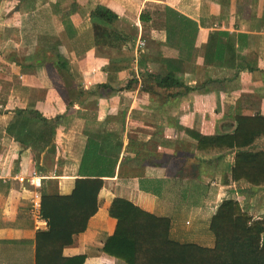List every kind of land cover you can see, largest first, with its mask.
Here are the masks:
<instances>
[{
    "label": "crops",
    "instance_id": "obj_1",
    "mask_svg": "<svg viewBox=\"0 0 264 264\" xmlns=\"http://www.w3.org/2000/svg\"><path fill=\"white\" fill-rule=\"evenodd\" d=\"M97 5L118 16L124 27L117 29L133 42L93 45L89 12ZM166 8L198 26L196 34L190 25L183 27L187 42L179 45L181 51L176 39L166 42ZM68 14L72 38L60 18ZM55 46L73 73L61 80L74 78L81 89L96 91L109 78L110 88L92 97L93 107L66 110L54 74L34 65L42 49ZM117 49L129 65L108 74ZM166 62L178 68L175 79L182 85L163 89L146 79L149 73L162 75ZM28 107L46 119L63 115L41 191L72 192L90 134L101 159L115 162L113 176L102 178L96 214L84 232L72 236L64 257L123 264L102 252L116 227L108 215L114 198L169 219L170 240L212 248L210 220L222 201L233 199L254 217L252 203L264 197V185L232 179L235 148L204 153L196 148L198 135L230 133L237 117H264V0H0V264H35V235L47 229L30 214L33 188L18 181L35 171L33 152L6 134L14 111ZM253 148L264 150V137ZM46 157V151L40 153L39 164ZM93 170L84 175H107Z\"/></svg>",
    "mask_w": 264,
    "mask_h": 264
},
{
    "label": "trees",
    "instance_id": "obj_2",
    "mask_svg": "<svg viewBox=\"0 0 264 264\" xmlns=\"http://www.w3.org/2000/svg\"><path fill=\"white\" fill-rule=\"evenodd\" d=\"M70 6L74 8L75 4ZM68 16L69 14L60 18L64 33L72 38L76 32ZM89 17L102 26L93 25L96 30L94 46L114 48L120 40L123 45L133 42L128 32L117 29L119 18L110 9L97 5L89 12ZM164 18L166 42L176 39V45L181 51L179 45L187 42V32L183 27L190 25L194 28L193 34H196L198 26L170 8L165 9ZM139 19L143 22L144 15L141 14ZM78 49L81 52L84 47ZM114 54L116 59L109 60L108 74L125 70L129 65L122 50L117 49ZM34 62L35 66H43L50 73L58 74L60 79L54 80V84L62 95L66 110L76 104L93 107L95 101H92V97L96 96L97 91L110 88L109 78L107 83L97 86L96 91L81 89L80 83H76L74 78L61 80L62 74L66 73L71 78L73 73L65 56L56 46L42 49ZM166 63L168 65L162 70V75L149 73L146 79L163 89L182 85L175 79L178 68L170 62ZM131 85L132 81H129L126 88ZM62 119L63 115L46 119L33 107H28L15 110L6 127V134L23 146V150L29 148L33 152L35 171L39 175L43 176L52 164L49 156L55 153V133ZM261 137H264V117H237L230 133L198 135L196 148L203 153L223 147L235 148L232 179L243 180L257 187L264 185V150L254 149L253 143ZM93 139V135H88L78 170L80 174L74 181L72 192L60 196L41 191L38 218L46 222L47 229L38 231L35 235V264L84 263L83 255L64 257L62 251L72 244L73 235L85 231L88 220L96 214L102 178L113 176L115 164L109 159H101L98 155L100 147ZM44 151L47 161L39 164L38 158ZM89 168L95 169V173L107 175H84L91 173L85 171ZM108 215L116 220V227L114 234L105 241L102 252L123 264H264V219L252 217L233 199L222 201L210 220L209 229L214 237L212 248L170 240L169 219L157 218L125 199L114 198Z\"/></svg>",
    "mask_w": 264,
    "mask_h": 264
},
{
    "label": "built area",
    "instance_id": "obj_3",
    "mask_svg": "<svg viewBox=\"0 0 264 264\" xmlns=\"http://www.w3.org/2000/svg\"><path fill=\"white\" fill-rule=\"evenodd\" d=\"M138 47L142 48L143 44L140 43ZM42 180H43V176L37 174L35 171L30 173L28 179H25L23 177L18 178V181L20 183H24L27 181L28 185L33 188L31 190V194H30L31 196L29 198V202H30L29 211L30 214L33 215L37 220L39 219L38 213L40 210Z\"/></svg>",
    "mask_w": 264,
    "mask_h": 264
},
{
    "label": "rangeland",
    "instance_id": "obj_4",
    "mask_svg": "<svg viewBox=\"0 0 264 264\" xmlns=\"http://www.w3.org/2000/svg\"><path fill=\"white\" fill-rule=\"evenodd\" d=\"M89 19L91 21V28H92V31H93V40H94V38H96V34H95L96 30L93 28V25L100 26V24L95 23L90 17H89ZM118 25H120L122 28L124 27V25H122L120 22L118 23ZM100 27H102V26H100ZM140 43L143 44V42L141 40L138 41V45ZM54 79H60L56 72L54 73ZM76 83H77V80H76ZM74 132H75V130H74ZM252 205H253V207H252L253 216L254 217H262L263 218L264 217V197H260V200H258L257 202H253Z\"/></svg>",
    "mask_w": 264,
    "mask_h": 264
}]
</instances>
